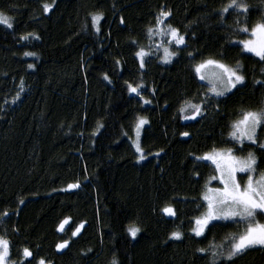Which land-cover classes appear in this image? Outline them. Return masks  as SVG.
<instances>
[{
	"label": "trees",
	"instance_id": "16d2710c",
	"mask_svg": "<svg viewBox=\"0 0 264 264\" xmlns=\"http://www.w3.org/2000/svg\"><path fill=\"white\" fill-rule=\"evenodd\" d=\"M229 2L0 0L13 23L0 25V236L10 241L15 264L24 248L32 264H264L259 245L224 258L226 237L243 224L214 221L204 236L192 233L215 174L197 157L233 147L226 141L241 110H264V62L235 42L248 38L238 31L245 15L221 17ZM240 2L249 7V26L264 20V0ZM44 4L52 6L47 13ZM161 12L170 15L159 27L177 29L183 45L149 37ZM101 14L97 32L92 18ZM157 45L176 53L169 63ZM141 48L150 53L143 68L135 55ZM207 59L239 66L244 83L211 95L194 72ZM128 84L142 85L140 95ZM189 103L202 105L195 119L184 118L193 115ZM140 118L148 120L139 134L145 159L132 144ZM257 136L264 143V131ZM245 149L236 154L254 152L264 172V152L247 142ZM169 206L176 217L161 211ZM65 218L71 225L58 232ZM130 227L140 229L135 238ZM173 232L182 238L171 239ZM64 240L68 247L58 251Z\"/></svg>",
	"mask_w": 264,
	"mask_h": 264
},
{
	"label": "snow or ice",
	"instance_id": "6c2138e0",
	"mask_svg": "<svg viewBox=\"0 0 264 264\" xmlns=\"http://www.w3.org/2000/svg\"><path fill=\"white\" fill-rule=\"evenodd\" d=\"M50 5L44 4L43 11L45 13L51 10ZM230 11L235 12L238 16L245 15L244 25L238 29V31L247 39H241L237 42L238 47L241 48L242 53H250L259 58V61L264 62V20L258 21L255 24L249 26L247 20V13L249 7L241 3L240 0H230V2L221 10V17ZM170 15L168 12H161L160 16L163 19H157L158 27L148 30V35L151 37L153 34H158L161 37H169L167 43L169 45L175 44L177 47L184 44V37L179 34V31L170 25L165 30L164 27H159L164 24V20ZM101 15L93 16L92 24L99 31V21L102 19ZM123 23V20L121 21ZM239 23V21H238ZM0 25H4L11 29L13 27L12 18L5 13L0 12ZM33 35V34H29ZM38 39L39 37H35ZM21 39L27 40L28 36H22ZM161 45H157V48ZM164 62L169 63L170 57L176 53L169 50L168 47H164ZM24 55H33V53H25ZM136 57L140 61V67H144V58L150 55L143 48L135 53ZM119 63V62H117ZM29 67H32L29 65ZM237 68H233L229 65L221 63L215 59H207L200 64L196 65L194 72L200 80H207L210 85V92L216 96L221 97L226 93L231 92L244 83L245 77L239 73ZM106 80L108 76L104 77ZM257 83H261L257 81ZM138 87H142L138 86ZM138 87H133L128 84V90L130 93L140 95ZM145 104L150 101L145 100ZM188 107L193 110V115L185 116V119H195L202 114V105L189 103ZM181 112L185 109L181 108ZM148 124L147 119L140 118L136 124L137 142L135 148L137 152L141 153L140 159H145L143 151L139 144L140 129ZM231 131L229 132L228 143H232L233 147L226 149L213 148L210 152L201 157H197L198 160L209 161L214 166V175H212L209 181L205 185V191L201 197L202 206L206 208V211L199 217L194 218V227L192 233L197 237L205 235L206 230H210L209 226L214 221H231L234 224H243L244 230L238 234H230L226 237L228 243V252L224 257L228 261H232L234 257L242 254L250 248L256 246L264 247V222H261L257 217L264 218V172H258L259 163L257 156L254 152L248 151L247 156H239L237 152L245 151V143L247 142L249 147L255 145L261 152H264V143H258L257 130L264 131V110L259 112L241 110L238 114V118L233 120L230 124ZM187 136L188 133H183ZM246 175V182L242 183L244 176ZM239 176V178H238ZM212 181H218L220 187H209ZM79 187L78 184L69 185V188ZM164 215L168 217H176L177 212L173 207H164L161 209ZM6 216L7 213L5 212ZM71 225V218H65L58 226V232H64L66 226ZM83 224L75 227L71 235L77 236ZM129 235L133 238L136 237L140 231L138 227H130L128 230ZM171 239L179 240L182 238L180 232H173ZM69 245L68 240H64L56 245L57 250L67 248ZM223 247V245L213 246ZM200 252H206V249H199ZM222 255L220 252L213 251L212 256ZM23 259L20 264H32L34 255L29 248H24L22 251ZM11 243L8 239L0 236V264H15L11 259ZM36 264H47L44 258H40L36 261ZM112 264H118L116 260H113ZM215 264V260L213 261Z\"/></svg>",
	"mask_w": 264,
	"mask_h": 264
},
{
	"label": "rangeland",
	"instance_id": "374dc122",
	"mask_svg": "<svg viewBox=\"0 0 264 264\" xmlns=\"http://www.w3.org/2000/svg\"><path fill=\"white\" fill-rule=\"evenodd\" d=\"M168 39H169V37H168ZM236 43L238 42V41H235ZM164 47H167V46H162L161 45V47H159L160 49H161V51L163 52V55H164V51H163V49H164ZM164 62V61H163ZM196 66V65H195ZM195 68V67H194ZM240 73V72H239ZM199 78V77H198ZM202 81V80H201ZM207 86H208V90L210 89V85L208 84V81L207 80H204L203 81ZM209 93L211 94V95H213L211 92H210V90H209ZM214 96V95H213ZM137 142V136L132 140V144H133V147H134V149H135V151H136V148H135V143ZM139 144H140V142H139ZM136 153H137V155H139L138 157L140 158V156H141V153L140 152H137L136 151ZM245 156H247V155H245ZM238 178H239V176H238ZM246 179H247V177H246V175L244 176V180H242L241 182L242 183H244V182H246ZM221 185H219V183H218V185L217 186H213V185H209V187H220ZM206 211V208H205V210H204V212ZM203 212V213H204ZM257 219H260L261 220V222H264V218H261V217H257Z\"/></svg>",
	"mask_w": 264,
	"mask_h": 264
}]
</instances>
